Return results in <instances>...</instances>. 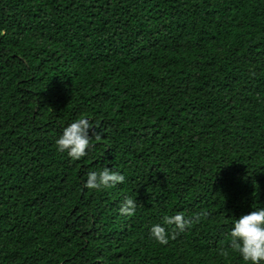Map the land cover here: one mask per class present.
I'll return each mask as SVG.
<instances>
[{
  "label": "trees",
  "instance_id": "16d2710c",
  "mask_svg": "<svg viewBox=\"0 0 264 264\" xmlns=\"http://www.w3.org/2000/svg\"><path fill=\"white\" fill-rule=\"evenodd\" d=\"M104 167L124 183L83 188ZM259 208L264 0H0V264H244L228 233Z\"/></svg>",
  "mask_w": 264,
  "mask_h": 264
},
{
  "label": "clouds",
  "instance_id": "9594fccd",
  "mask_svg": "<svg viewBox=\"0 0 264 264\" xmlns=\"http://www.w3.org/2000/svg\"><path fill=\"white\" fill-rule=\"evenodd\" d=\"M93 125L89 119L81 117L64 128L62 135L55 141L57 151L67 153L72 160H80L87 154L89 147L93 146L89 129ZM93 135V134H92ZM95 140H101L100 134L94 133ZM125 177L107 167L100 171H90L87 174L83 188L100 191L114 188L124 183ZM137 208V201L127 197L121 203L118 211L121 215L133 216ZM208 213L201 211L190 218H186L183 212L176 215H164L162 225L155 224L149 229V238L160 245H167L169 239H175L180 233L199 223L206 218ZM229 247L238 252L244 264H261L264 262V208L250 211L234 219L233 226L228 233ZM227 253L222 251L221 255Z\"/></svg>",
  "mask_w": 264,
  "mask_h": 264
}]
</instances>
